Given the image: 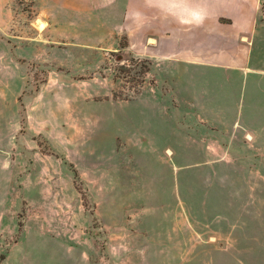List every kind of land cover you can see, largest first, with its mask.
Returning <instances> with one entry per match:
<instances>
[{
    "label": "rangeland",
    "instance_id": "obj_1",
    "mask_svg": "<svg viewBox=\"0 0 264 264\" xmlns=\"http://www.w3.org/2000/svg\"><path fill=\"white\" fill-rule=\"evenodd\" d=\"M114 2L0 0V264H264V160L135 132L157 29Z\"/></svg>",
    "mask_w": 264,
    "mask_h": 264
},
{
    "label": "crops",
    "instance_id": "obj_2",
    "mask_svg": "<svg viewBox=\"0 0 264 264\" xmlns=\"http://www.w3.org/2000/svg\"><path fill=\"white\" fill-rule=\"evenodd\" d=\"M115 4L121 34L130 35L126 22L135 14L146 15L157 29L145 57L159 93L135 98L146 103L135 111V132L143 117L146 132L164 134L172 160H264V0ZM194 12L205 14L199 26L188 22ZM195 147L197 157L190 151ZM9 258L10 252L3 261Z\"/></svg>",
    "mask_w": 264,
    "mask_h": 264
},
{
    "label": "clouds",
    "instance_id": "obj_3",
    "mask_svg": "<svg viewBox=\"0 0 264 264\" xmlns=\"http://www.w3.org/2000/svg\"><path fill=\"white\" fill-rule=\"evenodd\" d=\"M205 18V14L202 12H194L192 16L190 17V20L188 21L189 23H192L196 26H199L200 24L203 23Z\"/></svg>",
    "mask_w": 264,
    "mask_h": 264
},
{
    "label": "bare ground",
    "instance_id": "obj_4",
    "mask_svg": "<svg viewBox=\"0 0 264 264\" xmlns=\"http://www.w3.org/2000/svg\"><path fill=\"white\" fill-rule=\"evenodd\" d=\"M167 153L170 154V151L168 150Z\"/></svg>",
    "mask_w": 264,
    "mask_h": 264
}]
</instances>
